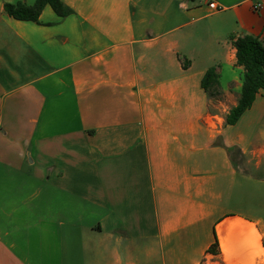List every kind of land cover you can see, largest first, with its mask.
Wrapping results in <instances>:
<instances>
[{"label": "crops", "instance_id": "0c3cea01", "mask_svg": "<svg viewBox=\"0 0 264 264\" xmlns=\"http://www.w3.org/2000/svg\"><path fill=\"white\" fill-rule=\"evenodd\" d=\"M17 1L0 0V264H264V89L226 120L233 41L264 43V0H63L40 23Z\"/></svg>", "mask_w": 264, "mask_h": 264}, {"label": "trees", "instance_id": "16d2710c", "mask_svg": "<svg viewBox=\"0 0 264 264\" xmlns=\"http://www.w3.org/2000/svg\"><path fill=\"white\" fill-rule=\"evenodd\" d=\"M48 4L62 17L73 12V9L66 6L63 0H36L34 4H27L20 0L15 3H5L4 9L16 19L40 23V15ZM233 44L236 48L237 63L244 66L245 73L242 95L238 104L230 110L226 118L228 124H235L242 114L253 105L258 92L264 89L263 41L257 36L247 34L235 38ZM219 85V74L215 67H210L202 79V86L210 95H215L220 93ZM234 154L242 155V152L235 149Z\"/></svg>", "mask_w": 264, "mask_h": 264}, {"label": "built area", "instance_id": "2783aa9c", "mask_svg": "<svg viewBox=\"0 0 264 264\" xmlns=\"http://www.w3.org/2000/svg\"><path fill=\"white\" fill-rule=\"evenodd\" d=\"M200 2L208 4L213 11H221L224 9L223 6L219 5L214 0H200ZM253 8L255 10H260L262 8V4L260 2H257L254 4Z\"/></svg>", "mask_w": 264, "mask_h": 264}, {"label": "rangeland", "instance_id": "374dc122", "mask_svg": "<svg viewBox=\"0 0 264 264\" xmlns=\"http://www.w3.org/2000/svg\"><path fill=\"white\" fill-rule=\"evenodd\" d=\"M211 96V98H212V101L214 102V103H220V101H223L224 100V98L220 95V93L219 94H215V95H210Z\"/></svg>", "mask_w": 264, "mask_h": 264}]
</instances>
